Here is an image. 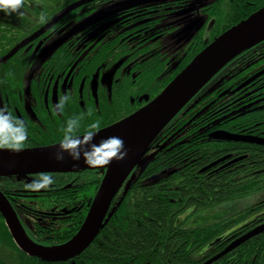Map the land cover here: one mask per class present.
I'll return each instance as SVG.
<instances>
[{"label": "flooded vegetation", "instance_id": "obj_1", "mask_svg": "<svg viewBox=\"0 0 264 264\" xmlns=\"http://www.w3.org/2000/svg\"><path fill=\"white\" fill-rule=\"evenodd\" d=\"M263 6L264 0H22L18 12L0 11V109L23 121L27 130L17 149L59 144L73 117H79V136L90 123H98L97 132L126 118L154 99L215 38ZM251 9L256 10L242 18ZM234 59L169 122L119 190L132 181L131 187L139 186L150 164L154 187L169 190L171 203L173 195L182 192L195 198V182L203 198L208 182L227 179L228 188L222 191L227 201L204 209L182 204L175 210L176 225L197 233L188 240L186 263L264 264V232L208 263L233 241L264 225V176L258 177L261 172L254 169L250 154L257 143L224 137L264 139L255 133V124L243 123L264 111V42ZM65 94L69 100L56 113L53 105ZM3 135L16 143L12 134ZM149 156L150 164H144ZM105 171L47 173L54 183L39 190L25 184L41 173L0 178V191L17 216L36 214L40 222L51 224L44 230L53 232L67 226L71 215L83 212L85 218ZM256 182L262 189H253ZM251 196L258 201L240 208ZM18 219L30 232L28 220ZM210 227H216V237L208 242L204 231ZM63 237L57 232L32 241L50 247ZM181 241L173 243L186 242ZM215 243L221 248L212 249Z\"/></svg>", "mask_w": 264, "mask_h": 264}, {"label": "water", "instance_id": "obj_2", "mask_svg": "<svg viewBox=\"0 0 264 264\" xmlns=\"http://www.w3.org/2000/svg\"><path fill=\"white\" fill-rule=\"evenodd\" d=\"M74 6L68 11L72 10ZM263 40L264 6L231 26L209 43L146 106L95 132L89 144L79 149L81 152L79 160H73L67 151L61 152L59 144L30 149L0 148V178L23 177L39 173L76 172L85 169H106L80 228L70 239L57 246L46 247L31 241L9 201L0 191V216L16 247L28 257L37 258L47 263L72 260L85 251L111 216L109 209L114 197L131 171L140 165L142 158L149 151L151 143L220 70L239 54ZM112 136L123 140V150H126L125 157L120 160L113 158L106 165L86 164L83 152L88 150L92 144H99L102 140ZM224 137L234 141L264 144V139L257 137L230 134H225ZM58 156L62 158L58 159ZM151 159L152 156H149L144 164H148ZM261 232H264V225L255 228L239 240L233 241L226 249L211 258L208 263L219 259Z\"/></svg>", "mask_w": 264, "mask_h": 264}, {"label": "trees", "instance_id": "obj_3", "mask_svg": "<svg viewBox=\"0 0 264 264\" xmlns=\"http://www.w3.org/2000/svg\"><path fill=\"white\" fill-rule=\"evenodd\" d=\"M254 10L256 9H251L242 18ZM262 42L264 40L238 56L250 53L253 48ZM261 116H264V111L255 113L254 120L247 119V117L244 118L243 123L255 124V133H260L264 136V133H261L264 131V117ZM243 129L241 128V130ZM250 154L256 163V168L254 169L261 172L258 177L264 176V144L257 143L256 150L250 151ZM148 165L143 167V173ZM150 165L144 176L149 177L151 175L149 172L151 169ZM246 169L249 168L246 167ZM148 177L143 179L148 182L131 187L136 182L132 181L133 183L127 184L128 186L125 190L118 193L109 211L111 216L100 228L92 244L80 256L65 262L47 263L37 258L28 257L16 247L0 216V264H200L194 261L186 263L184 260L186 258V247L190 243L188 240L190 239L192 242L194 240L193 236L197 235V233L193 234V230L185 229L180 224L176 225L177 216L175 215V210H178L182 204H185L184 208L195 206L196 209H204L212 208L227 201L225 196L222 195V191L228 188L225 183L227 179L217 178L208 182L206 186H203V189L207 192V197L203 198L199 192L200 185L198 182H195L192 186V195L196 196L195 198L188 199L182 192V195L177 194L175 197L173 195L175 203H171L172 193L167 189L154 187L157 184L155 183L156 179H148ZM6 179L9 180L8 178ZM255 184V191H258L259 184L257 182ZM10 205L16 212L13 205ZM256 207L263 208V205L258 204ZM84 215L83 212L77 216L71 215L67 226L61 225L59 228L56 227L52 229L54 230L53 232L44 230V227L47 226L49 228L51 224L40 222L39 218L41 217L36 214L17 217H24L28 220V230L30 232H25L30 236L32 235L33 239L36 237L43 239L47 235L56 236L57 232L63 233L64 237L62 240L55 238L56 244H48V246H56L74 235L80 227ZM111 225L117 226L114 228ZM215 232L216 227H210L207 231H204L208 242L216 237ZM108 239H111L114 244L108 242ZM175 240L186 242L175 245L173 243ZM213 247L214 249L221 248L216 243ZM243 248L235 250H239L237 255L242 254L240 251ZM253 248H255V245ZM191 250H193V246H191ZM235 251L230 256H233Z\"/></svg>", "mask_w": 264, "mask_h": 264}, {"label": "clouds", "instance_id": "obj_4", "mask_svg": "<svg viewBox=\"0 0 264 264\" xmlns=\"http://www.w3.org/2000/svg\"><path fill=\"white\" fill-rule=\"evenodd\" d=\"M21 5L22 0H0V11L8 13L18 12ZM68 100L69 97L67 94L60 96L53 105V111L61 113ZM98 127L99 125L97 122L90 123L81 137L75 134L79 128V117L68 119L63 129V136L60 139L59 150L61 152L67 151L68 155L71 156L73 160H79L81 158L79 149L89 144ZM4 133L12 134L16 143H10L8 136L3 135ZM26 138L27 130L23 121L16 119L10 112L0 109V147L17 149L20 143ZM123 149V140L119 137L112 136L102 140L99 144H92L82 155L86 164L94 166L106 165L109 164L113 158L117 160L123 159L126 155V150ZM57 158L61 159L62 157L58 156ZM53 183V177L47 173H41L38 177L28 181L25 187L32 190H39Z\"/></svg>", "mask_w": 264, "mask_h": 264}, {"label": "rangeland", "instance_id": "obj_5", "mask_svg": "<svg viewBox=\"0 0 264 264\" xmlns=\"http://www.w3.org/2000/svg\"><path fill=\"white\" fill-rule=\"evenodd\" d=\"M153 178V176L152 175H150L149 177H148V179H152ZM264 181V180H263ZM145 182H148V181H145V180H142L141 181V183L140 182H138V183H140V184H142V183H145ZM259 185H258V188L259 189H262V184L261 183H258ZM255 183H253V189L255 188ZM251 186H249V188H250ZM253 189H251V190H253ZM257 191V190H256ZM255 201H258V198H254L253 196H251V197H249V198H247L244 202H242L241 204H240V208H243V207H245V206H248V205H251L252 203H254ZM225 211H229L228 209H226V208H224V210H223V212H225ZM210 212H212V210L211 211H207V213H210ZM206 213H204V215H205ZM212 221H216V220H214V219H208V218H206V222H212ZM187 224H188V221H187ZM212 249L214 248V247H211ZM193 253V252H192ZM223 263L224 264H228L225 260L223 261ZM229 264H231V263H229Z\"/></svg>", "mask_w": 264, "mask_h": 264}]
</instances>
